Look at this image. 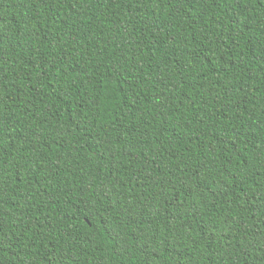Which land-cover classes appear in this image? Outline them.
I'll return each mask as SVG.
<instances>
[{"label": "trees", "instance_id": "trees-1", "mask_svg": "<svg viewBox=\"0 0 264 264\" xmlns=\"http://www.w3.org/2000/svg\"><path fill=\"white\" fill-rule=\"evenodd\" d=\"M0 264H264V0H0Z\"/></svg>", "mask_w": 264, "mask_h": 264}]
</instances>
